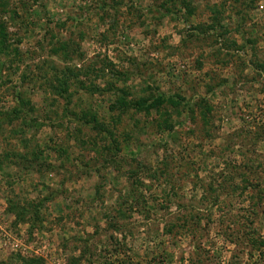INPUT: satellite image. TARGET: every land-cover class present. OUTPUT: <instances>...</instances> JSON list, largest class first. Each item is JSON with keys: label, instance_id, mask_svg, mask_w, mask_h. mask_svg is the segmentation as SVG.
Listing matches in <instances>:
<instances>
[{"label": "rangeland", "instance_id": "obj_1", "mask_svg": "<svg viewBox=\"0 0 264 264\" xmlns=\"http://www.w3.org/2000/svg\"><path fill=\"white\" fill-rule=\"evenodd\" d=\"M0 264H264V0H0Z\"/></svg>", "mask_w": 264, "mask_h": 264}]
</instances>
